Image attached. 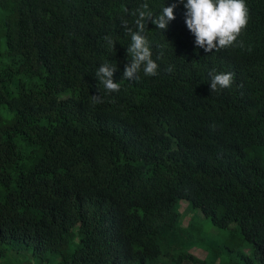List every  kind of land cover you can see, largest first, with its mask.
Instances as JSON below:
<instances>
[{
	"label": "trees",
	"instance_id": "obj_1",
	"mask_svg": "<svg viewBox=\"0 0 264 264\" xmlns=\"http://www.w3.org/2000/svg\"><path fill=\"white\" fill-rule=\"evenodd\" d=\"M217 261L264 264V0H0V264Z\"/></svg>",
	"mask_w": 264,
	"mask_h": 264
},
{
	"label": "rangeland",
	"instance_id": "obj_2",
	"mask_svg": "<svg viewBox=\"0 0 264 264\" xmlns=\"http://www.w3.org/2000/svg\"><path fill=\"white\" fill-rule=\"evenodd\" d=\"M178 209L180 212H182V215H183V218H182V226L183 227L187 226V224L190 222V218L193 215L198 216L195 218L194 222L198 223V225L202 229V231H201L202 240L205 241V237L207 238V237L217 235L218 230L216 228L212 227L210 222L207 219H203L199 213H197L191 209H188V205L185 202H180V204L178 205ZM191 252L195 256H197L198 258H200L202 260H207V261L210 260L211 255L209 252H206L203 244L197 243L196 248L193 249ZM215 264H218V261Z\"/></svg>",
	"mask_w": 264,
	"mask_h": 264
},
{
	"label": "clouds",
	"instance_id": "obj_3",
	"mask_svg": "<svg viewBox=\"0 0 264 264\" xmlns=\"http://www.w3.org/2000/svg\"><path fill=\"white\" fill-rule=\"evenodd\" d=\"M180 202H185L187 205H188V209H191V210H193V211H195L194 209H192L191 207H190V204L188 203V202H186V201H184V200H181V201H179L177 204H176V206H175V209H176V211L181 215V226H182V218H183V215H182V212H180L179 211V209H178V205L180 204ZM195 212H197V211H195ZM197 213H199V212H197ZM193 216H195V215H193ZM192 216V217H193ZM192 217L190 218V221H191V219H192ZM190 223V222H189ZM188 223V224H189ZM188 224H187V226H188ZM186 226V227H187ZM183 227V226H182ZM196 248V247H195ZM194 247L191 249V251L193 250V249H195ZM192 253V252H191ZM193 254V253H192ZM157 264H159V263H157Z\"/></svg>",
	"mask_w": 264,
	"mask_h": 264
}]
</instances>
